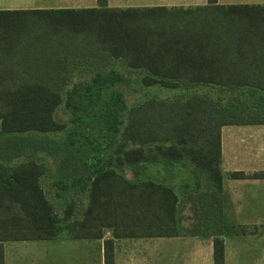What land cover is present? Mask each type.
<instances>
[{"label": "trees", "instance_id": "obj_1", "mask_svg": "<svg viewBox=\"0 0 264 264\" xmlns=\"http://www.w3.org/2000/svg\"><path fill=\"white\" fill-rule=\"evenodd\" d=\"M135 85L179 92L127 105ZM261 124L264 3L0 9V264L6 241L106 231L104 264L114 238L203 232L224 264L221 236L242 229L221 192V128Z\"/></svg>", "mask_w": 264, "mask_h": 264}, {"label": "crops", "instance_id": "obj_2", "mask_svg": "<svg viewBox=\"0 0 264 264\" xmlns=\"http://www.w3.org/2000/svg\"><path fill=\"white\" fill-rule=\"evenodd\" d=\"M206 1L107 0V4L116 7L188 6ZM217 1L236 3L232 2L234 0ZM253 1L264 3V0ZM96 4L97 0H0V9L77 8ZM220 133L221 192L228 200L227 218L242 229L221 236L224 264H264V178L233 179L227 174L230 171L249 174L264 170V162L259 165L255 161L261 146L264 157V143L257 141V137L264 140V124L227 125ZM243 142L245 145H240ZM195 220L189 206L186 207L183 223L191 226ZM109 238L111 233L106 231L102 239H68L59 235L52 239L6 241L3 243L4 264H104V240ZM152 239L155 240L154 264H213V243L209 232L172 237L114 238V264H148L150 253L146 249L141 251V248L147 243L150 248L152 241L142 240Z\"/></svg>", "mask_w": 264, "mask_h": 264}, {"label": "rangeland", "instance_id": "obj_3", "mask_svg": "<svg viewBox=\"0 0 264 264\" xmlns=\"http://www.w3.org/2000/svg\"><path fill=\"white\" fill-rule=\"evenodd\" d=\"M222 1H226V0H222ZM232 2L248 3V4L255 3L253 0H234ZM91 76H92L91 73H86L82 77L76 78V80H79V79H81V80L89 79L90 80ZM121 88H122L121 89V91H122L121 98H123L125 100L127 105H130V104L134 103L135 101L143 99V97L145 98V97H148V96H151V95H155V94L158 95V96L159 95L160 96H170V95H172L174 93H178L179 92L177 89H166V88H158V87H150V88H146V89L143 88L142 89L138 85H135L134 88H129L130 90H128V89L124 90L123 86ZM124 91H125V93H124ZM65 97L66 96H64V100H63L61 106L57 109L56 116L59 118L60 121L66 123V127H72V125H75V124L72 123L71 119L76 117V114H74L73 112H70V110L66 108ZM108 97H109V95L100 97V101L97 102V105L100 104L105 99L108 100ZM84 98L87 100L86 96ZM33 137H37L38 138V137H40V135L35 134ZM54 138L57 141H61V140L65 139V138H67V133L63 132V133H60V134H56V135H54ZM257 138H258L257 141L260 144L264 143V140H261L262 139L261 137H257ZM260 140H261V142H260ZM255 141H256V139H255ZM244 142H243V144L240 143V145H245ZM259 149L260 150H259V154H258V159L255 160V161L258 162V164L260 165V164H262L264 162V157H263V154H262V146ZM142 241H152V244L150 245V248H149V245L147 243V244H145L146 246L144 248H141V251L146 249V251L148 253H150L148 264H154V242H155V240H154V242H153V239L152 240H142ZM136 251H139V249H137Z\"/></svg>", "mask_w": 264, "mask_h": 264}]
</instances>
